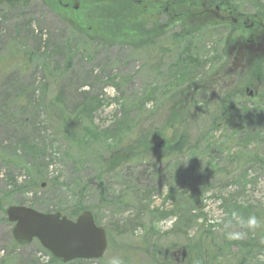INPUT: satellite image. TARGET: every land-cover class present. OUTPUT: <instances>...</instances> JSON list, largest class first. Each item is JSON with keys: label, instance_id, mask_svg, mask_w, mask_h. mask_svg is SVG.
Masks as SVG:
<instances>
[{"label": "rangeland", "instance_id": "rangeland-1", "mask_svg": "<svg viewBox=\"0 0 264 264\" xmlns=\"http://www.w3.org/2000/svg\"><path fill=\"white\" fill-rule=\"evenodd\" d=\"M126 1L144 13L146 29L168 25L158 7L174 0ZM186 1L198 30L194 65L180 61L181 46L170 39L177 22L149 46L108 44L44 0H0V204L46 212L85 193L108 248L101 260L72 264H159L152 246L174 247L175 264H264V0L210 8L202 4L211 0ZM238 17L244 30L232 36L226 27H200ZM230 52L227 63L217 55ZM184 68L178 81L173 74ZM255 69L259 78H249ZM174 103L186 110L175 129ZM135 118L155 133L165 127L156 142L185 132L186 149L157 148L113 168L110 160L124 152L113 146ZM99 181L109 189L103 196ZM251 216L257 224L249 227ZM12 227L0 212V258L8 264H68L52 262L36 239L18 245Z\"/></svg>", "mask_w": 264, "mask_h": 264}, {"label": "trees", "instance_id": "trees-1", "mask_svg": "<svg viewBox=\"0 0 264 264\" xmlns=\"http://www.w3.org/2000/svg\"><path fill=\"white\" fill-rule=\"evenodd\" d=\"M46 4L52 8L55 12L60 15H64V17L73 23L74 27L88 35L89 37H94L96 40L100 42L112 44V43H122L126 45H134V46H142V45H152L154 41L157 39L158 30L161 31L168 25H172V23L177 22L180 24L179 32H174L171 35V41L176 45H180L179 49L181 56L179 59L183 64H191L200 63L201 60L192 56V48L193 39L195 35L198 33V30L195 29V25H190V18L188 12L184 11V8L187 6H192L194 3L186 0H174L165 4V6H159L158 10L162 14H165L168 18V25H158L153 22L152 28L148 30L144 25L148 20H145L144 13H140L137 9V6L132 1L126 0H44ZM230 5H232L231 1ZM214 4L221 6L222 4L227 5L225 0H211L210 2L204 3L205 8H210ZM148 8V7H146ZM157 10V11H158ZM144 11V10H143ZM148 9H145L147 12ZM184 11V12H183ZM209 9H206L207 13ZM152 12V11H149ZM236 22L221 24L217 21H211L207 23H203L200 27L202 28H212L217 29L219 27H226L229 32V36H232L237 31L242 32L244 27L242 25V18L238 17ZM252 19V18H251ZM255 20H253L254 22ZM257 23V22H256ZM257 25V24H256ZM254 25V26H256ZM191 28V29H189ZM195 29V30H194ZM227 45V44H226ZM225 45V46H226ZM179 46V47H180ZM227 47V46H226ZM177 49V48H176ZM239 49V48H238ZM220 59L225 61V63L232 60V56L228 54H219ZM216 55V56H217ZM219 58V57H218ZM186 68L182 70H175L174 76L178 81L182 80L186 75ZM259 70L255 69L253 74L249 75V78H259L260 73ZM257 71V73H256ZM229 99V98H227ZM227 101H224V105H226ZM174 105L180 106L179 111L174 112L171 120L169 122V126L171 128H179L180 124L183 125V113L186 111L182 104L174 103ZM182 106V107H181ZM173 108V107H172ZM248 110V109H247ZM254 109H249V112H253ZM224 116H228V112L225 110ZM227 118V117H226ZM144 124V122L135 118L129 122L128 132H125L120 138V143L118 145L113 146L114 152H122L119 149H124L122 155L116 154L111 160L110 163L113 164L112 167L118 168L120 166L128 165L131 162L140 161L142 158L145 159L148 154L155 151L157 146V137L165 136L164 128L156 131H150L151 129ZM90 132L91 139H99L98 135L95 134L96 129L93 130L85 128V131ZM98 137V138H97ZM165 149L171 154H181L186 149L187 143V134L185 132H181L178 134L177 140L170 142L166 140ZM163 148V149H164ZM50 187L55 188L60 186L56 183L55 180H50ZM42 186V184H41ZM96 190L99 192L100 196H103L107 193V187L102 184V181H99L96 187ZM87 201H85V193H77L71 194L69 197H66L55 209L46 210V212H61L63 215L67 216L70 219H75L82 211L91 209L89 205H87ZM89 204V203H88ZM6 208L4 205L0 204V212H6ZM263 219H264V210L262 211ZM8 220V219H7ZM263 237V236H262ZM264 240V238L262 239ZM19 245V244H18ZM147 246V245H144ZM241 247V246H240ZM244 247H241L243 250ZM46 251V250H45ZM151 257L154 262H158L159 264H175V259L172 255L176 254L177 251L174 247H169L166 250L156 249V247H150ZM48 252V251H46ZM49 253V252H48ZM146 253V252H144ZM185 253V251L183 252ZM50 254V253H49ZM243 255H246L242 252ZM186 255V253H185ZM52 262H62L60 259L54 258L51 254ZM158 258L161 262L158 261ZM126 261L131 260L129 256L124 258ZM101 260V259H100ZM85 260H75L69 262L68 264L82 262ZM0 264H8L5 257L0 258Z\"/></svg>", "mask_w": 264, "mask_h": 264}, {"label": "water", "instance_id": "water-1", "mask_svg": "<svg viewBox=\"0 0 264 264\" xmlns=\"http://www.w3.org/2000/svg\"><path fill=\"white\" fill-rule=\"evenodd\" d=\"M165 145L164 140L157 143L159 148ZM6 215L13 224L12 235L18 244L27 245L37 239L43 248L64 263L78 259L98 260L108 247L106 231L96 224L90 210L70 219L61 212L45 213L23 205H10ZM182 255L184 257L185 253Z\"/></svg>", "mask_w": 264, "mask_h": 264}, {"label": "clouds", "instance_id": "clouds-1", "mask_svg": "<svg viewBox=\"0 0 264 264\" xmlns=\"http://www.w3.org/2000/svg\"><path fill=\"white\" fill-rule=\"evenodd\" d=\"M246 223H247V226L249 227L255 226L257 224L256 217L255 216L249 217ZM112 264H121V262L119 259H113Z\"/></svg>", "mask_w": 264, "mask_h": 264}, {"label": "flooded vegetation", "instance_id": "flooded-vegetation-1", "mask_svg": "<svg viewBox=\"0 0 264 264\" xmlns=\"http://www.w3.org/2000/svg\"><path fill=\"white\" fill-rule=\"evenodd\" d=\"M232 53L230 52V55H231ZM232 56V55H231ZM235 60H236V57L235 58H233V61L232 62H234L233 63V65L235 64ZM248 89V87H246V90ZM249 94V93H248Z\"/></svg>", "mask_w": 264, "mask_h": 264}]
</instances>
